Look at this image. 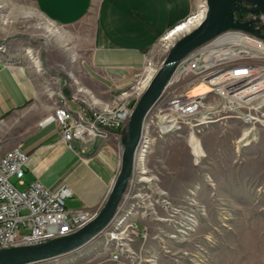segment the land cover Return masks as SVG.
Masks as SVG:
<instances>
[{
	"label": "built area",
	"instance_id": "built-area-1",
	"mask_svg": "<svg viewBox=\"0 0 264 264\" xmlns=\"http://www.w3.org/2000/svg\"><path fill=\"white\" fill-rule=\"evenodd\" d=\"M252 1L257 5L247 8L236 2L232 14L233 21L238 23L221 30L179 61L148 109L135 150L133 169L127 184L129 196L126 197L139 198L143 206L140 202L137 204L141 208L153 209L150 199L154 191L144 190V187L153 185L156 178L148 181L142 179L152 175L149 156L156 140L184 132L191 140L210 125L229 120H237L244 125L241 140L264 127V13L259 3ZM196 14L197 11L186 22ZM253 24H258L255 27H259L260 31L255 32L251 28ZM174 30L161 38L158 45L171 50L175 42H168L167 36ZM6 51L4 43L0 41V59L6 55ZM27 52L32 66L38 72L45 73L41 54L31 49ZM37 58L40 63L35 61ZM158 70L149 60L135 74L129 90L121 91L107 102H100L89 92L88 99L77 111H73L66 101L58 100L53 113L62 140L70 148H74L76 139L84 144L98 139L105 142L114 140L121 154L134 108L145 90L141 85L150 72L154 73L153 79ZM53 94L62 96L63 92L59 88ZM28 159L20 147L10 149L0 157V250L43 244L75 233L92 221L103 206L97 210L68 208L66 199L72 196V191L66 186L51 190L35 181L23 189L19 188L11 179L16 178L21 186L25 184ZM136 190L138 192L133 193ZM123 206L121 199L108 225L86 245L107 233L115 242V249L110 252L115 264H148L145 262L148 258L154 259V264V253L142 258L131 246V235L138 233L139 225L133 219L127 222V214L124 216L122 213ZM185 222L189 227L184 228L190 230L194 221L186 218ZM124 223L123 230L119 232V227ZM121 234L125 238L120 239ZM108 243H104L106 248Z\"/></svg>",
	"mask_w": 264,
	"mask_h": 264
},
{
	"label": "rangeland",
	"instance_id": "rangeland-1",
	"mask_svg": "<svg viewBox=\"0 0 264 264\" xmlns=\"http://www.w3.org/2000/svg\"><path fill=\"white\" fill-rule=\"evenodd\" d=\"M197 1L194 18L207 3ZM236 2L246 8L257 5L252 0ZM35 9L28 0H0V41L7 50L6 57L1 58L10 62L24 59L32 66L29 49L40 53L43 62L45 52L59 48L66 53L55 57L63 66L59 75L71 73L68 70L74 62L71 49L77 52V47L85 46L86 25L62 30L51 27L46 31L44 20ZM257 25L251 26L255 32L260 31ZM194 29L176 36L173 42ZM169 50L161 44L156 46L150 57L153 66L159 69ZM131 85L125 89L129 90ZM32 123L29 117L12 116L0 122V153L17 146ZM243 132L241 122L229 120L214 123L197 135L200 148L185 132L156 140L149 156L152 175L144 177L147 181L156 178L153 185L144 187L154 191L150 199L153 209L141 208L137 204L139 198L134 196L126 199L129 186L122 197V213L127 214V222L133 219L139 225L138 233L131 235V246L142 258L154 253V264H264V127L241 140ZM110 142L116 146L114 140ZM11 180L23 189L16 178ZM186 218L194 221L190 230L184 228L189 227L185 225ZM110 237L104 233L96 241L58 259L36 264H107V259L115 264L110 253L115 242ZM107 241L108 248L104 244ZM153 261L148 258L145 262L153 264Z\"/></svg>",
	"mask_w": 264,
	"mask_h": 264
},
{
	"label": "crops",
	"instance_id": "crops-1",
	"mask_svg": "<svg viewBox=\"0 0 264 264\" xmlns=\"http://www.w3.org/2000/svg\"><path fill=\"white\" fill-rule=\"evenodd\" d=\"M28 1L44 20L43 29L86 25L87 41L85 46L77 47V52L71 49L74 62L68 68L69 74L59 75L63 66L55 57L66 56L59 48L45 52V73L20 57L18 62H10L6 56L1 58L0 122L11 116L33 119L15 146L29 158L22 186L35 181L51 190L66 186L72 191L66 199L68 208L97 210L118 173L120 151L101 139L90 144L76 139L74 148H70L62 140L54 106L58 100H64L77 111L89 92L100 102L110 101L133 83L135 74L145 67L161 38L197 11L198 1ZM47 24L49 28L44 27ZM59 88L62 96L53 94ZM13 148L2 150L0 156ZM106 263L113 264L108 259Z\"/></svg>",
	"mask_w": 264,
	"mask_h": 264
},
{
	"label": "water",
	"instance_id": "water-1",
	"mask_svg": "<svg viewBox=\"0 0 264 264\" xmlns=\"http://www.w3.org/2000/svg\"><path fill=\"white\" fill-rule=\"evenodd\" d=\"M229 21L222 24V0H208L209 11L203 24L174 43L167 58L153 77L150 85L144 91L134 108L128 131L125 133L124 148L118 173L111 190L96 217L75 233L63 236L49 242L37 245L19 246L0 250V264L36 263L45 259L71 253L85 246L94 236L101 232L113 218L122 196L126 190L133 169L135 150L140 138L145 115L153 101L161 92L165 83L174 72L177 64L189 52L216 36L221 30L236 25L233 21L232 8ZM264 11V0H256ZM257 11V10H254Z\"/></svg>",
	"mask_w": 264,
	"mask_h": 264
},
{
	"label": "bare ground",
	"instance_id": "bare-ground-1",
	"mask_svg": "<svg viewBox=\"0 0 264 264\" xmlns=\"http://www.w3.org/2000/svg\"><path fill=\"white\" fill-rule=\"evenodd\" d=\"M233 1L234 0H222V2H221V11H222L221 22H222L223 25L226 24L229 21L228 12H229V9H230L231 5L233 4ZM205 3H206V1L204 2V5L201 6V10H200V12H199V14L197 15L196 18H194L189 23L183 25L182 27H180L179 29H177L176 31H174L173 33H171L170 35L167 36V39H168L169 42H173V40L176 38V36H179L180 34L188 32V31H190V30H192L194 28H197V27H199V26H201L203 24L204 20L206 19L207 15H208V11H209L208 0H207V3L206 4ZM47 25H46L47 26L46 28H49L50 25L49 24H47ZM53 32H55V31L53 30ZM35 61L37 63H40V59L39 58L35 59ZM153 74L154 73H152V72L149 73L147 79L142 83L141 88L144 87L145 90L148 88V86L150 85V83L152 81ZM191 141L193 143H195L196 145H198V147L200 148L201 142H200V140L198 138H191ZM142 180H144V177H143ZM122 238H125V236L124 235L120 236V239H122Z\"/></svg>",
	"mask_w": 264,
	"mask_h": 264
}]
</instances>
